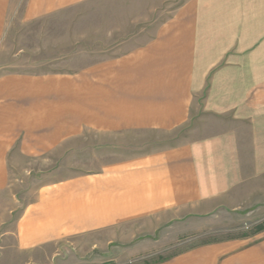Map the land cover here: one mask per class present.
Wrapping results in <instances>:
<instances>
[{
  "label": "crops",
  "instance_id": "crops-1",
  "mask_svg": "<svg viewBox=\"0 0 264 264\" xmlns=\"http://www.w3.org/2000/svg\"><path fill=\"white\" fill-rule=\"evenodd\" d=\"M108 2L0 0V41L13 22ZM115 35L84 36L75 71L0 73V250L11 259L151 257L221 212L264 203V0H180L115 40L125 48L103 39ZM181 129L172 144L148 137ZM80 146L91 167L22 186ZM144 264H264V230Z\"/></svg>",
  "mask_w": 264,
  "mask_h": 264
},
{
  "label": "rangeland",
  "instance_id": "rangeland-1",
  "mask_svg": "<svg viewBox=\"0 0 264 264\" xmlns=\"http://www.w3.org/2000/svg\"><path fill=\"white\" fill-rule=\"evenodd\" d=\"M108 3L79 5L65 10L50 18L31 23L13 22L0 41V73L6 71H75L81 67L87 57L84 50V36L87 42L95 40L89 33L98 29H120L122 36L104 37L106 44L114 48L134 30L146 27L167 17L180 0H111ZM117 2V3H115ZM100 18H103L101 22ZM105 32V31H104ZM98 38V37H97ZM96 38V39H97ZM117 44V45H116ZM108 47L109 49H111ZM125 44L117 46L120 50ZM186 130L181 129L168 134L152 133L153 143H175L184 139ZM147 137V135H146ZM70 164L46 166V172L36 171L37 180L24 182L22 186L34 185L46 180L58 179L88 167L82 164V148L70 150ZM45 173V174H44ZM28 190V189H25ZM29 196L26 195L25 199ZM264 202V201H263ZM217 223H211L196 232L162 243L156 246L158 253L151 257L121 261H106L103 264H144L158 258L198 245L225 238H235L264 230V203L241 208L234 211L221 212ZM262 227L258 230L257 228ZM0 250V264H26L24 260L11 259ZM50 264V263H49Z\"/></svg>",
  "mask_w": 264,
  "mask_h": 264
},
{
  "label": "trees",
  "instance_id": "trees-1",
  "mask_svg": "<svg viewBox=\"0 0 264 264\" xmlns=\"http://www.w3.org/2000/svg\"><path fill=\"white\" fill-rule=\"evenodd\" d=\"M262 227H264V224H262ZM262 227H259V228H257L256 230H258V229H260V228H262Z\"/></svg>",
  "mask_w": 264,
  "mask_h": 264
}]
</instances>
